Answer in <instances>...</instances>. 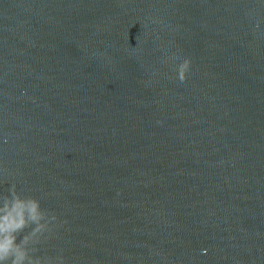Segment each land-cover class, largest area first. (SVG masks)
Wrapping results in <instances>:
<instances>
[{
  "label": "water",
  "instance_id": "1",
  "mask_svg": "<svg viewBox=\"0 0 264 264\" xmlns=\"http://www.w3.org/2000/svg\"><path fill=\"white\" fill-rule=\"evenodd\" d=\"M13 185L38 256L264 264V0H0Z\"/></svg>",
  "mask_w": 264,
  "mask_h": 264
},
{
  "label": "clouds",
  "instance_id": "2",
  "mask_svg": "<svg viewBox=\"0 0 264 264\" xmlns=\"http://www.w3.org/2000/svg\"><path fill=\"white\" fill-rule=\"evenodd\" d=\"M190 65V59H184L177 66L181 82L187 79ZM9 192L0 197V264H65L62 255H35L41 239L52 231L56 215L43 209L35 197L18 193L15 185Z\"/></svg>",
  "mask_w": 264,
  "mask_h": 264
}]
</instances>
